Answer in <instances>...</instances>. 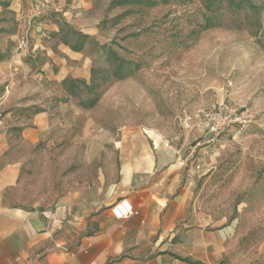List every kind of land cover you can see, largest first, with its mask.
I'll use <instances>...</instances> for the list:
<instances>
[{"label": "rangeland", "instance_id": "374dc122", "mask_svg": "<svg viewBox=\"0 0 264 264\" xmlns=\"http://www.w3.org/2000/svg\"><path fill=\"white\" fill-rule=\"evenodd\" d=\"M0 39L3 55L26 60L0 115L11 110L18 131L50 113L46 135L14 140L13 203L53 207L92 175L103 133L152 129L187 155L209 224L232 226L246 248L264 244V0H0ZM216 102L247 122L210 135L198 114Z\"/></svg>", "mask_w": 264, "mask_h": 264}, {"label": "crops", "instance_id": "0c3cea01", "mask_svg": "<svg viewBox=\"0 0 264 264\" xmlns=\"http://www.w3.org/2000/svg\"><path fill=\"white\" fill-rule=\"evenodd\" d=\"M3 51L0 81L8 82H0V105L11 106L17 63L26 60ZM49 116L36 113L17 131L11 110L0 115V264H264V244L242 246L232 226L209 224L195 209L187 155L152 129L103 133L92 175L75 181L53 207L13 203L23 166L14 140L46 135ZM122 197L134 212L117 219L110 208Z\"/></svg>", "mask_w": 264, "mask_h": 264}, {"label": "built area", "instance_id": "2783aa9c", "mask_svg": "<svg viewBox=\"0 0 264 264\" xmlns=\"http://www.w3.org/2000/svg\"><path fill=\"white\" fill-rule=\"evenodd\" d=\"M37 6L34 14L39 13ZM248 112L242 108L224 104L222 102L211 103L201 109L198 116L199 122L203 128L212 136H217L225 132L232 125H243L247 122ZM169 146V140L164 142ZM111 213L117 219H123L134 212L131 202L122 197L111 205Z\"/></svg>", "mask_w": 264, "mask_h": 264}, {"label": "trees", "instance_id": "16d2710c", "mask_svg": "<svg viewBox=\"0 0 264 264\" xmlns=\"http://www.w3.org/2000/svg\"><path fill=\"white\" fill-rule=\"evenodd\" d=\"M97 98H95L94 100H91L90 105H93L96 102Z\"/></svg>", "mask_w": 264, "mask_h": 264}]
</instances>
